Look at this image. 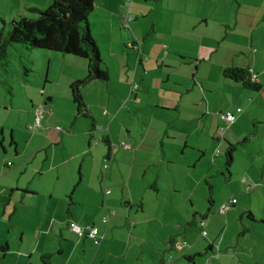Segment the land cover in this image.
Wrapping results in <instances>:
<instances>
[{
	"label": "crops",
	"instance_id": "obj_1",
	"mask_svg": "<svg viewBox=\"0 0 264 264\" xmlns=\"http://www.w3.org/2000/svg\"><path fill=\"white\" fill-rule=\"evenodd\" d=\"M49 5L50 0H0V18L7 19L11 8L14 10L10 18L14 20L27 8H46ZM125 14L134 17L128 28L123 27ZM88 24L109 74L107 82L116 84L112 88L120 91L116 92V103L112 105L115 111L111 114L114 115L104 118L107 134L101 136L100 129L103 128L94 131L100 138L107 137L111 144L107 157L108 171L103 178L105 191L101 196H95L99 200L96 205L100 211L91 223L83 214L69 212L72 225L83 230L81 235H77L66 226L67 232L76 239L72 256L81 243L85 246L83 239L94 245L85 229L95 226L99 230V244L87 264H103L108 257L114 256L111 247L114 231L126 232L125 228L130 223L132 230L126 243L129 245L136 238V232L143 233L144 228L151 224L152 218L147 211H151L152 216L157 215L164 192L167 198L185 192L187 198L193 200L195 191H198L196 187L202 183L205 185L210 178L221 174L230 184L237 171L241 174L245 190L238 194L242 203L236 214L249 211L255 222L244 220L248 233H258L253 228L264 226V0H94ZM62 59L80 67L72 56L64 55ZM115 61L119 66L118 76L113 75V70L117 69ZM230 66L247 68L261 89L252 92L223 78L222 70ZM83 67L84 71L78 69V73L68 78L69 90L73 82L85 77L87 68L85 64ZM132 85L137 89L132 91ZM106 87H109L108 83ZM44 89L45 86L42 95L46 94ZM51 100L52 97H48L47 104L42 101L45 109ZM83 102L89 117L76 112L77 117L90 118L91 124L97 126L88 111L87 98ZM71 103L73 107L72 99ZM110 105L108 102L104 117L110 115ZM236 108L241 112L236 114L233 123L220 119L221 113L234 112ZM220 128H224L222 133ZM89 129L82 132L94 138V132L90 134ZM73 131L71 128L67 134H73ZM230 144L235 145V152L229 174L224 166L225 160L219 159L220 152L218 156L213 153L209 161L202 162L206 150H224ZM14 149L17 154L18 148ZM236 152L243 160L234 159ZM235 163L239 170H233ZM115 168L121 180L117 178L114 181ZM176 168L182 170V180L175 176ZM189 179L193 190H189ZM6 190L4 187L0 189V203H4L6 198L0 220L6 214L10 225L16 226L18 206H25L30 201L33 203V199L28 198L36 193L28 187H10L9 194ZM209 193L211 196V189ZM14 198L17 199L16 205L7 212V206ZM145 199L149 201L145 203ZM232 199L235 198L229 200ZM235 201L232 207L239 205L237 196ZM209 203L213 204L211 197ZM70 204L87 206L84 198L70 200ZM104 205L109 207L106 212L102 209ZM119 206L121 209L117 210ZM256 206L260 214L253 211L257 210ZM32 207L39 210L37 203ZM112 210L115 215L108 216V221L103 222L102 218ZM196 214L199 215L196 212L192 215ZM206 217H199L200 222L205 223ZM192 224L193 221L186 223ZM36 230L34 245L25 253L18 251L15 264H34L29 258L38 251L49 254V263L53 264V255L46 253L49 252L46 251V239L42 240L49 234L39 222ZM137 239H140L138 235ZM169 242L173 246L172 240ZM138 244L156 248V264H165V255L159 254L162 247L147 240H139ZM2 247L0 244V251L4 254ZM210 248L208 251H212L211 245ZM197 254L201 253H186L185 259L194 264L195 256H201ZM57 255L63 256L64 250L61 249ZM159 255L160 259L157 258ZM70 261L71 258L63 264H70Z\"/></svg>",
	"mask_w": 264,
	"mask_h": 264
},
{
	"label": "rangeland",
	"instance_id": "obj_2",
	"mask_svg": "<svg viewBox=\"0 0 264 264\" xmlns=\"http://www.w3.org/2000/svg\"><path fill=\"white\" fill-rule=\"evenodd\" d=\"M13 10L9 9L7 19L0 18V30L3 29L4 24H7L5 26L7 29L9 23L13 21L10 18ZM62 58L64 55L60 53L39 49L28 50L20 44H11L7 48L6 65L3 67L0 65V189L4 187L9 194L10 187H28L36 193L28 200L33 199L32 202L37 203L39 207V210L32 207L31 201L25 204L27 209L24 205L18 206L16 226L10 225L6 214L3 220H0V244L8 246L4 254L0 251V264H15L18 251L25 253L34 245L38 222L43 224L46 233L49 234L42 240L46 239V251H49L46 253L53 255V264H63L69 258H71L70 264H87L96 251V246L92 245L91 241L83 239L85 246L81 243L72 256L76 239L67 232L66 226L70 228L73 223L69 212L77 211L78 215L83 214L91 223L100 211V207L96 205L99 200L95 196H101L105 191L103 178L108 171V151L100 141L98 132H94L95 140H92L88 133L82 132L89 129L91 119L77 117L76 109L72 107L67 80L79 70L84 71L83 65L86 66V63L84 60L72 57L80 64V67L74 66L64 62ZM115 63L117 69L113 70V75L118 76L119 66L117 61ZM24 69H27V75L24 74ZM107 83L109 87H106ZM107 83L95 80L80 87L83 99L87 98V103L90 105L88 111L91 118L96 121V127L103 128L100 129L101 136L107 134L104 118L109 119L114 115L111 114L115 111L112 105L116 103L114 101L116 92L120 91L112 88L116 84ZM44 86L46 94L42 95ZM48 97H52L48 102L49 110L44 109L39 130H32L34 111L42 105V101L46 102ZM108 102L111 104L110 115L104 117L103 111H108ZM74 120L76 122H73ZM71 128L74 130L73 134L72 132L67 134ZM11 139L13 145L10 144ZM88 143L89 148H87ZM14 148H18L17 154ZM225 149L206 150L202 162L209 161L210 155L213 156L217 150L220 152V161L225 160ZM83 150L85 152H82ZM238 155L236 152L234 159ZM238 158L243 160L242 157ZM234 169L239 170L236 163ZM115 172L114 181L120 178L117 168ZM175 176L178 180H182V170L176 168ZM241 179L239 171L234 174L230 184L221 174L210 178L207 184L202 183L198 188L196 187L198 191H195L193 200L187 198L188 194L185 192L173 194L170 198H167L164 192L157 215L152 216V212L147 211L152 218L151 224L144 228L143 233L136 232V238H133L129 245L126 243L129 240V231L132 230L130 223L125 228L126 232L114 231L111 245L114 256L108 257L103 264H156L157 259L154 254H158V250L146 248L141 244L143 248L140 249L139 240H147L162 247L159 254L162 252L165 255V264H192L187 262L185 255L194 252L201 253L200 257L195 256L194 264H264V231L262 230L264 226L256 225L253 229L258 230V233H246L235 239L239 229L235 217L242 203L238 194L245 190ZM188 183L189 190H193L190 179ZM236 196L239 205L222 210V206L227 204L230 198L236 199ZM210 197L213 204L209 203ZM77 198H84L87 206L70 204V200L73 202ZM3 200L5 203L6 198ZM148 201L145 199V203ZM16 202L17 199L14 198L7 206V212H11ZM4 203H0V215L5 207L6 203ZM108 208L106 205L102 207L104 212ZM119 209L120 206L117 210ZM253 211L260 214L258 207ZM194 212L199 215L193 216ZM204 215H207L206 221L201 223L199 217ZM190 221L194 224L186 225ZM61 223H64L63 226ZM52 224L54 225L50 230ZM137 235L140 239H137ZM169 240H172L173 246L170 245ZM210 245L213 247L212 251L207 249ZM61 249L64 250V255L58 256ZM43 254L44 252L38 251L29 258V261L41 264L40 257ZM157 258L160 259V255Z\"/></svg>",
	"mask_w": 264,
	"mask_h": 264
},
{
	"label": "trees",
	"instance_id": "obj_3",
	"mask_svg": "<svg viewBox=\"0 0 264 264\" xmlns=\"http://www.w3.org/2000/svg\"><path fill=\"white\" fill-rule=\"evenodd\" d=\"M93 8L94 0H50V5L46 8L25 9L23 14L9 23L7 29H5L7 24L3 23L4 27L0 30V65L2 67L6 65L7 48L11 44H20L28 50L39 49L60 53L86 62L87 70L85 77L70 85L71 99L76 108L77 115L84 117H89V114L80 94V87L95 80L102 83H106L109 80L108 71L103 66L97 45L90 34L88 18ZM130 16L133 21L134 17ZM27 73V69H24V74L27 75ZM222 76L229 81L241 85L246 90L257 92L261 89V86L252 78L247 68L226 67L222 70ZM134 86L135 89H133ZM136 89L137 86L132 85L131 90L134 91ZM45 108L42 104L35 109V111L37 109L42 110V120ZM100 128L96 127L94 123L91 124L89 129L90 134ZM36 130H39V128H36ZM90 138L94 139L92 136ZM100 141L107 147V151L109 152L111 146L109 139L101 137ZM10 144L13 145V139H11ZM234 152L235 145L230 144L225 149L224 166L227 173L232 164ZM25 193L31 194L27 191ZM237 220L239 222V229L235 238L236 240L249 232V228L244 223V220L250 223L254 221V218L249 211H246L241 212L237 216ZM7 249V245L1 248L3 252H6ZM207 249L210 250V246ZM49 259V254L41 255V264H50Z\"/></svg>",
	"mask_w": 264,
	"mask_h": 264
},
{
	"label": "built area",
	"instance_id": "obj_4",
	"mask_svg": "<svg viewBox=\"0 0 264 264\" xmlns=\"http://www.w3.org/2000/svg\"><path fill=\"white\" fill-rule=\"evenodd\" d=\"M132 21V17L129 14H125L123 17V25L124 27H128L129 23ZM133 89H135V86L133 87ZM241 109L240 108H236L234 112H223L219 115L220 119L222 121L228 122V123H233L236 119V114L240 113ZM41 120H42V110L41 109H37L35 111V119H34V125L31 129H38L40 127L41 124ZM219 131L222 133L224 131V128H220ZM219 151L217 150L214 154V156H218ZM235 199L229 200L227 202V204H224L222 206V210H228L230 209V206L235 204ZM110 215H115V212H109V214L105 217L102 218L103 222H107L108 221V216ZM71 232L77 234V235H81V233L83 232L82 228L79 227L78 225H72L70 227ZM87 231V236L89 238L92 239L93 244L95 246H97L99 244V230L97 227L95 226H90L88 228L85 229ZM203 235L205 234L204 232L202 233Z\"/></svg>",
	"mask_w": 264,
	"mask_h": 264
}]
</instances>
